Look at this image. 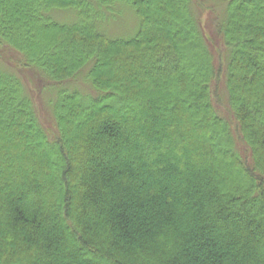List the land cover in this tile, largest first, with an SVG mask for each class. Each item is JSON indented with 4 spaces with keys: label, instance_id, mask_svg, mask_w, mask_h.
<instances>
[{
    "label": "trees",
    "instance_id": "1",
    "mask_svg": "<svg viewBox=\"0 0 264 264\" xmlns=\"http://www.w3.org/2000/svg\"><path fill=\"white\" fill-rule=\"evenodd\" d=\"M202 2L0 0V264H264V0Z\"/></svg>",
    "mask_w": 264,
    "mask_h": 264
},
{
    "label": "rangeland",
    "instance_id": "2",
    "mask_svg": "<svg viewBox=\"0 0 264 264\" xmlns=\"http://www.w3.org/2000/svg\"><path fill=\"white\" fill-rule=\"evenodd\" d=\"M202 3L203 6L199 7L202 12V17H201L202 24L204 25L205 33L208 34V36L210 35L213 41L216 40V42L214 41L215 45L213 49L217 51L219 50V45H218L219 40L216 36V33L214 32L215 31L214 28H215V22L217 21L216 19L220 17V15H222L223 12L222 4L220 0H203ZM105 21L102 29L108 36L113 38L132 36L135 33L136 29L138 28V21L136 16L127 7L120 12H116L113 17H111L106 22ZM148 32L149 34H154V32H152L151 29H148ZM15 57L17 58V56ZM0 60L2 61L4 66L8 69H14L15 68L14 66H16V64L18 65L17 63L18 59H11L9 52L3 49L0 50ZM113 62H115L114 66L116 71L119 65L117 61L113 60ZM17 74L21 76L22 79L30 80L31 83H28V80L26 82L28 86L31 87L30 88L31 91L34 88L36 94L40 93V91L37 92L36 87H34V83L37 82L36 79L37 77L35 74H33L31 71L28 70H21ZM37 103L38 106L42 108L40 109L42 110L40 111V113L47 114L48 110L45 108L44 99H42V95L40 94L38 95Z\"/></svg>",
    "mask_w": 264,
    "mask_h": 264
},
{
    "label": "bare ground",
    "instance_id": "3",
    "mask_svg": "<svg viewBox=\"0 0 264 264\" xmlns=\"http://www.w3.org/2000/svg\"><path fill=\"white\" fill-rule=\"evenodd\" d=\"M38 118H39V120H43V118H44L43 113L42 114L38 113Z\"/></svg>",
    "mask_w": 264,
    "mask_h": 264
}]
</instances>
